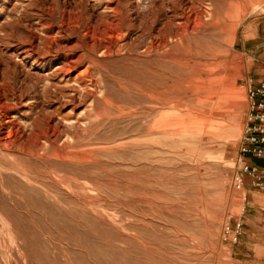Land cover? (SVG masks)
<instances>
[{
	"label": "rangeland",
	"instance_id": "obj_1",
	"mask_svg": "<svg viewBox=\"0 0 264 264\" xmlns=\"http://www.w3.org/2000/svg\"><path fill=\"white\" fill-rule=\"evenodd\" d=\"M263 17L264 0H0V264H240Z\"/></svg>",
	"mask_w": 264,
	"mask_h": 264
},
{
	"label": "crops",
	"instance_id": "obj_2",
	"mask_svg": "<svg viewBox=\"0 0 264 264\" xmlns=\"http://www.w3.org/2000/svg\"><path fill=\"white\" fill-rule=\"evenodd\" d=\"M249 35L244 39L251 67L247 80L249 85H255L264 79V17L258 20L256 34ZM254 162L264 173V157L254 158ZM245 190L238 247L230 248L229 252L241 258L240 264H264V183H247Z\"/></svg>",
	"mask_w": 264,
	"mask_h": 264
},
{
	"label": "built area",
	"instance_id": "obj_3",
	"mask_svg": "<svg viewBox=\"0 0 264 264\" xmlns=\"http://www.w3.org/2000/svg\"><path fill=\"white\" fill-rule=\"evenodd\" d=\"M252 97L249 123L246 126L243 150L253 155H264V81L250 89Z\"/></svg>",
	"mask_w": 264,
	"mask_h": 264
}]
</instances>
